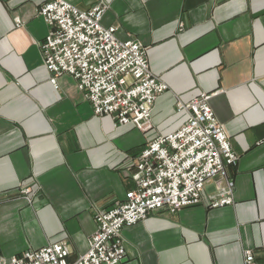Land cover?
Returning <instances> with one entry per match:
<instances>
[{
    "label": "crops",
    "instance_id": "0c3cea01",
    "mask_svg": "<svg viewBox=\"0 0 264 264\" xmlns=\"http://www.w3.org/2000/svg\"><path fill=\"white\" fill-rule=\"evenodd\" d=\"M80 10L103 1L102 23L147 47L151 71L167 83L153 128L94 113L69 74L50 79L40 44L45 0H0V253L67 241L85 253L96 214L136 186L135 157L186 120L201 93L238 155L227 167L234 203L211 207L217 178L201 202L152 211L123 228L120 264H264V0H67Z\"/></svg>",
    "mask_w": 264,
    "mask_h": 264
},
{
    "label": "built area",
    "instance_id": "2783aa9c",
    "mask_svg": "<svg viewBox=\"0 0 264 264\" xmlns=\"http://www.w3.org/2000/svg\"><path fill=\"white\" fill-rule=\"evenodd\" d=\"M107 8L103 1L80 10L67 0H45L39 9L49 28L40 44L45 67L56 86L59 76L71 75L95 114L149 131L155 102L168 85L151 71L144 44L119 39L116 26L102 23ZM209 98L201 93L178 103V110L188 114L185 122L151 139L136 155V186L117 205L97 212V229L85 253L70 260L69 244L62 240L8 258L0 253V264H120L126 257L123 228L152 211L174 213L199 204L205 186L215 178L209 206L234 203L235 183L227 167L239 157ZM244 264H259L251 249L245 251Z\"/></svg>",
    "mask_w": 264,
    "mask_h": 264
}]
</instances>
